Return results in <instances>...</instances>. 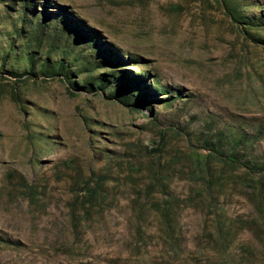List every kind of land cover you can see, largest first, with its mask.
I'll return each instance as SVG.
<instances>
[{
	"label": "rangeland",
	"instance_id": "1",
	"mask_svg": "<svg viewBox=\"0 0 264 264\" xmlns=\"http://www.w3.org/2000/svg\"><path fill=\"white\" fill-rule=\"evenodd\" d=\"M25 1L0 0V264H264V174L245 167L264 162V44L220 0H27V18ZM235 1L264 39V0ZM45 4L146 78L152 106L11 75Z\"/></svg>",
	"mask_w": 264,
	"mask_h": 264
},
{
	"label": "trees",
	"instance_id": "2",
	"mask_svg": "<svg viewBox=\"0 0 264 264\" xmlns=\"http://www.w3.org/2000/svg\"><path fill=\"white\" fill-rule=\"evenodd\" d=\"M220 2L229 17L243 29L242 31L248 38L264 44V39L251 32L252 28L261 25L258 20L242 14L241 6L235 0H220ZM43 6L45 8L37 14L30 32L26 36L24 35L27 38L25 48L28 68L23 72L10 70L11 75L19 78L26 75L44 78L59 77L69 84L68 90L71 93H75L72 92V89L88 93L109 89L108 96L124 105L133 106L137 110L144 106H152V103L149 102L153 101L150 95L152 88L146 83V78L130 76L129 71L125 68L119 70L118 67L125 66L126 61L120 59L121 56L117 51L110 47L106 48L94 30L87 27L81 19L76 18L66 6H57L59 15L51 12L53 10L48 9L49 5ZM21 8L24 10V17L27 18L31 3L26 0ZM16 31L21 35V29H16ZM8 56L9 54L5 59ZM83 58H87L85 62H83ZM73 65L76 67V74L88 73V77L81 84L72 77ZM100 67H110L113 70H109L110 73L102 72L97 75L95 71ZM114 73L116 75L118 73L117 77L122 81L118 88L111 87V80L116 77ZM165 100L167 99H163V101ZM238 146L239 143L236 147ZM228 155L224 158L225 162L241 164L237 155L231 153ZM248 163L252 165H245V167L251 168H246L248 175L255 176L253 171L264 174V162L259 161L257 157L249 159Z\"/></svg>",
	"mask_w": 264,
	"mask_h": 264
}]
</instances>
